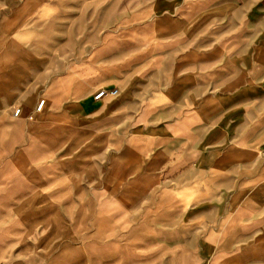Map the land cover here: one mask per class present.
I'll use <instances>...</instances> for the list:
<instances>
[{"label":"rangeland","instance_id":"1","mask_svg":"<svg viewBox=\"0 0 264 264\" xmlns=\"http://www.w3.org/2000/svg\"><path fill=\"white\" fill-rule=\"evenodd\" d=\"M263 195L264 0H0V264H230Z\"/></svg>","mask_w":264,"mask_h":264},{"label":"crops","instance_id":"2","mask_svg":"<svg viewBox=\"0 0 264 264\" xmlns=\"http://www.w3.org/2000/svg\"><path fill=\"white\" fill-rule=\"evenodd\" d=\"M232 222L230 264H264V213L244 215Z\"/></svg>","mask_w":264,"mask_h":264},{"label":"built area","instance_id":"3","mask_svg":"<svg viewBox=\"0 0 264 264\" xmlns=\"http://www.w3.org/2000/svg\"><path fill=\"white\" fill-rule=\"evenodd\" d=\"M119 93V90L118 88H107V87H102L101 89H99L96 93H95V99H103V98H106V97H113V96H116L118 95ZM44 104V100H42L41 104H40V107L41 108ZM21 109L18 108L16 111H15V115H18L20 113Z\"/></svg>","mask_w":264,"mask_h":264},{"label":"bare ground","instance_id":"4","mask_svg":"<svg viewBox=\"0 0 264 264\" xmlns=\"http://www.w3.org/2000/svg\"><path fill=\"white\" fill-rule=\"evenodd\" d=\"M44 101H45V99H44ZM40 102H41V100L39 101V103H40ZM39 103H38V105H39ZM38 105H37V106H38Z\"/></svg>","mask_w":264,"mask_h":264}]
</instances>
